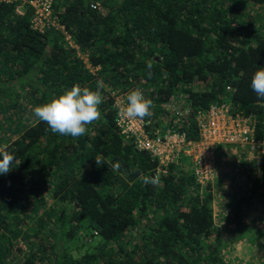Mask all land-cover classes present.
<instances>
[{"label":"trees","instance_id":"obj_1","mask_svg":"<svg viewBox=\"0 0 264 264\" xmlns=\"http://www.w3.org/2000/svg\"><path fill=\"white\" fill-rule=\"evenodd\" d=\"M15 6L0 2V113L10 119L0 149L15 155L0 175V264H229L223 251L241 233L229 242L218 233L213 183L198 184L182 157L158 186L145 185L157 158L120 133L114 100L139 87L155 103L144 119L150 136L173 128L189 139L199 137V110L230 102L264 140V104L251 88L264 67V0H53L77 49L54 28L34 30L32 10ZM98 80L101 117L83 136L53 133L35 117L36 106ZM256 162L264 201V152ZM259 227L251 234L262 231L252 238L261 244Z\"/></svg>","mask_w":264,"mask_h":264},{"label":"built area","instance_id":"obj_2","mask_svg":"<svg viewBox=\"0 0 264 264\" xmlns=\"http://www.w3.org/2000/svg\"><path fill=\"white\" fill-rule=\"evenodd\" d=\"M5 3H15L16 13L22 15L25 8L32 10L30 18L31 27L43 32L54 28L64 35V39L72 47H76L64 26L58 23V18L53 12V0H0ZM78 55L80 53L78 52ZM86 66L94 71L95 68L87 63L86 56L80 55ZM124 101L120 96H115L116 101ZM199 130L197 139H189L184 132L168 128L165 133L150 136L145 129V120L131 121L121 118L118 114L116 124L125 139H132L136 148L145 150L157 158V165L153 171L158 170L160 175L166 173L167 167L179 158L186 157L190 161L191 171L195 181L201 186L214 183L215 177V146L233 145L236 147L250 146L256 152H264V140H255L253 136L254 125L250 116L232 112L231 103L214 101L207 109L199 110L195 115Z\"/></svg>","mask_w":264,"mask_h":264},{"label":"clouds","instance_id":"obj_3","mask_svg":"<svg viewBox=\"0 0 264 264\" xmlns=\"http://www.w3.org/2000/svg\"><path fill=\"white\" fill-rule=\"evenodd\" d=\"M148 75H151V63L148 64ZM251 88L256 93L257 102L264 104V67H260L253 74ZM105 84L102 80L96 82L95 89L87 86L74 84L63 94L53 97L49 102L38 105L34 108L35 117L48 125L53 133L77 138L83 136L88 125L99 120L101 117V105L105 101ZM118 114L121 118L131 121L143 120L153 115L155 108L154 101L147 97L139 87L130 90L123 102L116 101ZM15 159L13 152L7 150V146L0 149V175L6 174L11 170ZM98 165L105 161L97 156ZM114 170L120 168L117 163L113 166ZM140 179L145 185L158 186L161 182L160 173L157 170L155 175H141Z\"/></svg>","mask_w":264,"mask_h":264},{"label":"rangeland","instance_id":"obj_4","mask_svg":"<svg viewBox=\"0 0 264 264\" xmlns=\"http://www.w3.org/2000/svg\"><path fill=\"white\" fill-rule=\"evenodd\" d=\"M0 101L3 103L6 102L7 96L2 95ZM4 116L5 112L2 111V113H0V126L3 128L8 125V122L10 121V119L5 121ZM24 117V122L30 123L31 115L29 110L24 112ZM10 134V132H6V135L11 136ZM232 146L233 145H216L214 150L216 158L221 157L224 160L225 157L221 154V151L231 148ZM230 155L232 156L227 157L224 163L218 165V176H222V178L216 180L218 183H213L216 197L214 211L215 209L218 210L221 202L229 207L230 202L240 199L242 200L238 215L240 217L234 216L235 211H230L229 209L227 210L229 212L228 214L230 215L233 213L232 215L235 219L232 216L229 218L228 214L223 213L221 214L222 217H219L217 214L218 212L215 211V221L218 233H220L223 239L229 242L230 238L233 239V237L238 236L236 234H239L240 232L241 238L238 240H245L249 243H241L238 240H232L229 243L230 245L223 251V257L229 264H264V240L261 244L252 240L254 237L260 240L263 239L260 234L262 231L255 236H252L251 234V232L257 230V227H259L261 223H264V211L262 210L264 209V201L263 198L259 196L258 192H255L253 187V180H256L258 174L256 162L258 155H252V158L246 159V162L241 159L242 157L239 153H231ZM46 201L51 204L53 199L48 195ZM224 216L227 217L226 220L223 219ZM243 225L251 226L249 230H244L242 233L239 227ZM260 230L261 227H259V231ZM247 236L250 237L247 238ZM85 250H87L86 245L80 249V252H84Z\"/></svg>","mask_w":264,"mask_h":264},{"label":"crops","instance_id":"obj_5","mask_svg":"<svg viewBox=\"0 0 264 264\" xmlns=\"http://www.w3.org/2000/svg\"><path fill=\"white\" fill-rule=\"evenodd\" d=\"M231 153H233V154H235V153H239V155L242 157L241 159H243L245 162H246V159H251L252 158V155H254V156H257L258 155V153L255 151V149L253 148V147H250V146H244V147H236V146H232L231 148H228V149H224V150H222L221 151V154L225 157V159L223 160L221 157L219 158V157H217L215 160V177H216V180L217 179H221L222 178V176H218V172H217V169H218V165L219 164H222V163H224L225 161H226V159H227V157H229V156H232V155H230ZM248 161V160H247ZM215 180V183L217 182ZM218 183V182H217ZM221 184V183H220ZM229 208L227 207V205L226 204H223L222 202H221V204H220V206H219V208H218V210L217 209H215V211L216 212H218L217 214H218V216L219 217H222L221 216V214L223 213V214H228L229 212L227 211ZM230 210V209H229ZM234 211H235V214H234V216H238L239 215V210L236 208H234L233 209ZM263 211H264V209H262ZM214 211V212H215ZM264 213V212H263ZM233 213H231L229 216L228 215H226V216H228L229 218L232 216L233 218H234V216L232 215ZM238 217H240V216H238ZM226 218L227 217H225L224 216V218L223 219H225L226 220ZM235 219V218H234ZM248 237H250V236H247V238ZM236 238V237H235ZM241 238V237H240ZM250 240V239H249ZM235 241V240H234ZM239 241V240H238ZM239 242H241V243H245L246 241L244 240V241H239ZM246 243H249V242H246Z\"/></svg>","mask_w":264,"mask_h":264}]
</instances>
